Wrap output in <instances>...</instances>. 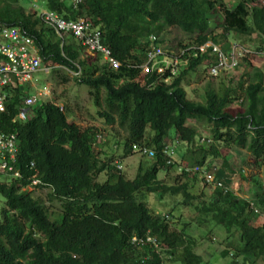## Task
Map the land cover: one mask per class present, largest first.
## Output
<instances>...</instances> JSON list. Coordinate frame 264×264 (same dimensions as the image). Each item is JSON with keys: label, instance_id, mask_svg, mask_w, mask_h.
<instances>
[{"label": "trees", "instance_id": "16d2710c", "mask_svg": "<svg viewBox=\"0 0 264 264\" xmlns=\"http://www.w3.org/2000/svg\"><path fill=\"white\" fill-rule=\"evenodd\" d=\"M24 1L0 0V24L30 36L43 65L53 66L54 71L58 65L80 72L75 80L86 86L96 107L95 119H103L105 128L93 121L86 125L69 121L64 107L51 99L39 100L29 117L20 119V106L34 93L29 85H10L5 109L0 111V133L16 136L18 152L10 164L21 177L0 182V194L6 198L0 216V264H209L211 259L206 261L195 250L197 238L188 229L190 223L181 229L172 226L173 209L168 214L152 211L149 194L198 213L197 224L207 227L208 234L214 225L222 226L228 241L222 258L231 255V264L264 262L262 176L256 172L249 177L246 168L240 173V178L250 181L258 212L233 191L216 188L207 198L204 191L191 192L190 183L203 181L192 166H207L208 155L221 156L216 142L226 149L231 145L246 149L255 165L264 163V71L256 68L249 80L231 87L223 83L220 94L206 89L199 102L188 98L182 83L203 57L193 58L171 84L160 81L156 70L143 74L140 67L148 60L150 38L156 35L160 43L165 41L161 33L166 26L198 31L180 42L183 49L211 39L224 41L228 50L230 32L235 38L255 34L261 44L244 60L264 57V0L261 4L260 0H232L227 6L226 0H39L47 12L67 21L87 17L119 61L117 68L102 64L99 55H84L72 32L59 35L38 11L36 0H31L36 5L31 10ZM189 118L203 119L210 127L214 142L209 147L208 138L199 141L198 129L187 123ZM171 128L178 143L174 162L167 164L163 148ZM197 140L200 143L193 149ZM133 144L148 146L155 155L147 164L141 160L130 179L119 166L133 154ZM228 168L216 166L214 172L231 185ZM170 171L179 172L171 185L167 183ZM101 173L106 174L102 181ZM30 187L49 188L48 199L60 202L58 211H50ZM259 218L263 222L255 225ZM148 236L155 244L145 241Z\"/></svg>", "mask_w": 264, "mask_h": 264}, {"label": "rangeland", "instance_id": "374dc122", "mask_svg": "<svg viewBox=\"0 0 264 264\" xmlns=\"http://www.w3.org/2000/svg\"><path fill=\"white\" fill-rule=\"evenodd\" d=\"M37 2V9L39 12L42 10H46L39 0ZM232 0H226V6L229 5ZM263 0H260L259 4H261ZM24 5L26 9L31 10L32 8L36 7V5L31 2V0L24 1ZM198 31L194 33H188L185 30L176 27V26H166L164 27L161 35L165 39L164 43L167 46H170V49L173 51H177L176 45H180V42L188 41L189 36L193 37L196 36ZM192 34V35H190ZM246 39H249L247 42ZM252 39V40H251ZM232 43H244L247 42V45L250 46L249 48H254L255 45H260L261 41L256 38V35L249 36H240L234 37L233 32H230L227 39ZM250 61L244 60L241 63V68L238 70H232L228 73H224L219 77L211 78L207 75L206 70L202 69L201 66H198V69L192 73H189L183 80V86L187 92V96L189 99L196 100L199 102H203V96L206 92V89L213 88L219 94L222 93L224 87H231L233 85L238 84L237 82L243 81L245 79L249 80L253 76L254 70L260 69L264 71V57L262 56H255L249 57ZM44 66V65H42ZM41 69L34 73L33 79L25 83L29 85V90L31 93L34 94H42L41 99H51L63 105L64 110L68 116L69 121H76L78 123H82L86 125L89 121H93L99 124L100 128H105V123L103 119L97 120L96 114V107L93 104L91 95L85 90L86 86L78 84L75 80L76 74L69 69H65L63 67H59L55 71L52 69ZM49 70V71H48ZM204 70V71H203ZM247 74V76H246ZM264 76V75H263ZM223 83L225 85H223ZM24 87V86H23ZM27 87V86H26ZM24 87V88H26ZM46 93L50 94L48 98H46ZM72 99H70V98ZM101 97H104V92L101 93ZM79 110V111H78ZM96 118V119H95ZM188 122L195 126L198 129L200 139L201 138H208L211 141L208 142L206 147H209L212 144L213 138L211 137V129L203 119H189ZM119 129L118 132L122 134V136L126 135L125 130L118 125H116ZM109 131L108 133H110ZM121 136V137H122ZM176 136V131L174 128L169 130V140L172 141ZM197 146V144H193V149ZM217 147L220 149L221 156H211L208 155L207 159L213 165L218 166H229L226 170L228 175L232 177L235 184H233L236 193L241 195H249L248 197H252L251 193V186L250 181L243 179L241 176V169L245 168L247 176L250 177V173H259L264 179V163L259 161V164L255 165V161L253 157L248 153L246 149H242L237 147L236 145H231L229 148L223 147V143H217ZM191 155V151L190 154ZM223 156H226L227 163H224ZM143 160L145 164L149 161L148 156H142L137 152H133V154L125 156L121 163L123 165V171L125 175L133 179L137 174V169L139 166L140 161ZM245 161H248L250 165L244 164ZM253 164V165H252ZM255 165V166H254ZM163 171H160V175ZM172 178H167L168 184H173L175 181L173 180L174 176H176V172L170 171L168 172ZM99 180L102 181L106 178L105 173H101L98 176ZM3 179V178H2ZM192 184L191 192L195 195H199L204 191L205 194L208 196L211 195L213 188L208 185H204L202 181H190ZM33 190V195L35 198H40L45 202L46 205L50 207V211L57 212L60 207V202L56 199L49 200L48 193L50 191L49 188H40V187H30ZM148 198V205L152 211L161 214H168L169 210L171 211L173 218H172V226L181 229L184 226V223H190L188 229L190 233L197 238V244L195 246V250L203 256L204 259H211L209 264H231L234 259L231 258V255L228 258H222V251L228 245V241L226 240L227 232L222 226L214 225L212 228L211 233H207V227L203 225L197 224V216L198 213L194 212L192 209L184 206L183 204L175 206L172 200H168L174 206H171L167 201L160 200L157 194H149L147 195ZM177 198H182L180 194L176 196ZM169 196L166 197L168 199ZM6 207V198L0 194V216L2 213V209ZM264 218V217H263ZM263 218H259L257 221H254L255 225H260L263 222ZM206 236H202V235ZM208 234V235H207ZM237 235L233 237V239H237ZM232 251V249H229ZM241 257L236 259V261H240ZM249 261V260H248ZM255 264H264V262L259 259Z\"/></svg>", "mask_w": 264, "mask_h": 264}, {"label": "built area", "instance_id": "2783aa9c", "mask_svg": "<svg viewBox=\"0 0 264 264\" xmlns=\"http://www.w3.org/2000/svg\"><path fill=\"white\" fill-rule=\"evenodd\" d=\"M44 19L52 25L58 32L67 31L72 32L76 36L83 39L84 44L89 50H102L107 52L99 42L97 34L91 35L87 33L89 30V22L86 19H79L74 21H67L59 18L51 12H43ZM244 51H241L242 54ZM183 53V52H182ZM163 51L158 46H153L148 51V60L144 66L145 72L150 68H155L158 72H164L168 66L172 71L178 64V59L171 61H159L157 57L162 55ZM235 55L232 56V63L235 64ZM40 57L36 45L33 40L25 35L20 29L11 26L0 24V111H4L5 102L7 99V90L10 85L23 86L26 82L32 80L34 73L38 70L40 65ZM118 66L117 63H115ZM151 65V67H149ZM232 64L228 62L226 56L219 52L218 63L212 65L210 71L212 74H217L221 70L228 69ZM40 94H33L27 96L23 104L19 108L18 117L20 119H27L30 115V110L39 101ZM18 152L17 139L15 135H3L0 133V178L2 176H20V172L10 164L11 161L16 160ZM208 179H212L208 175Z\"/></svg>", "mask_w": 264, "mask_h": 264}, {"label": "clouds", "instance_id": "9594fccd", "mask_svg": "<svg viewBox=\"0 0 264 264\" xmlns=\"http://www.w3.org/2000/svg\"><path fill=\"white\" fill-rule=\"evenodd\" d=\"M44 11H46V10H42L41 13H43ZM81 18L86 19L89 22V28H88L89 30L87 31V33H89L91 35L97 34V37L99 38L100 45L105 50L108 51V53H107V52H104V51L98 50V49L89 50V48L84 44L83 39L80 38V37H78V36H76L74 34L75 38L78 39L80 41L81 45L84 47V52H85L84 55H87V56L88 55L89 56L99 55L100 62L102 64H108V65H110V67L117 68L120 63L112 55L111 50L109 49V47L103 43L100 29L97 26H94L93 23L87 17H79L76 20H79ZM1 25L8 26L6 24H1ZM11 27H13V26H11ZM63 32L68 33L67 31H61V32H58L57 31V33L59 35H62ZM25 35H27V34H25ZM61 37H64V36H61ZM227 42H228V45H229L228 50H225L224 49V46L226 44V43H224V41H222L220 43H216V42H214L213 40L210 39V40H207L206 42L200 44L199 46H190V47H186V49H183L182 46H180V45H176L177 51H173L172 49H170V46L171 45L170 46H167L164 42L163 43H160L158 41L157 36L155 35V36H152L150 38V47L149 48L152 49L153 46H158V47H160L162 49L163 54L162 55H159V57H157V60H159V61L166 60V61H171L172 62L174 59H178L179 62L177 64L176 68H175V71H172L171 70L172 68L170 66H168L164 72H158L155 68H150L147 72H145L144 66H145L146 63L145 64H142L140 67L142 68V73L143 74H146V73H149L150 71H155L156 70L157 75L160 76V81H163L164 83H167V84H171L173 82V80L175 79V77H178L180 74H182L183 70L186 67H188V65H190V61L193 58L203 57L204 59L202 60L201 65H199V66H201L202 69L206 70V73H207V75L209 77L216 78V77L221 76L224 73H228V72H230L232 70H235L236 71V70L240 69L241 68V63L244 61V57L250 56V55H252L254 53V50L252 48H249L250 46L245 45L244 43L243 44L242 43H239V42L238 43H232L229 40ZM241 51H244V52L242 54H240ZM219 52H222L226 56V58L228 59V62L230 64H232V66L229 67L228 69L221 70L217 74H212L211 71H210V68H211L212 65H215V64L218 63V54H219ZM233 55L236 56L235 57V60H236V63L235 64L232 63V56ZM39 57H40V55H39ZM147 59H148V57H147ZM40 60H41V62H40V65H39V68H38L37 71H39L41 69L40 67L43 65V62H42L41 57H40ZM115 63H117L118 66H116ZM55 67L56 68H59V67H62V66L56 65ZM149 67H151V65ZM42 68H44L45 70L46 69H49L50 70V69H53L54 67L53 66L47 67V66L44 65V66H42ZM63 68H65V67H63ZM65 69H67V68H65ZM197 69H198V67H196V69H194L190 73L196 71ZM70 71H72V70H70ZM73 72L76 74V76L79 75V73H80V72H75V71H73ZM32 79H33V77H32ZM41 95L42 94L40 93V99L39 100H41ZM45 95H46V98H48V96L50 94L46 93ZM44 100H46V99H44ZM53 102L56 103V101H53ZM59 103H57V104H59ZM59 106L61 107V109H63V105H60L59 104ZM189 119H192V118H189ZM188 120H187V123L189 125L193 126L192 124H190L188 122ZM195 120H197V119H195ZM193 127H195V126H193ZM176 137L177 136H175V138L172 141L169 140V137L166 139V146H164L163 152H164V154L167 157V164H172L174 162V160H173V154L177 152V150H176L175 147H176V144L178 143V140L174 141L175 139H177ZM204 139H206V138H201L200 140L199 139L198 140L201 142ZM208 140L211 141L210 139H208ZM197 141H196L195 144L200 143L199 141L198 142ZM142 146L143 145L138 146L137 144H133L132 145L133 152H137L140 155H142L143 153H148V154H145V156H148V158H150V157L153 158L154 155H155L154 154L155 152L153 151V149H151L148 146L147 147H142ZM178 152L180 153V149L179 148H178ZM120 164H119L120 165L119 167L123 166L122 163H120ZM206 164H207V166L205 164H203V165H194V166H192V169H193V171L200 173V178L203 180L202 182L205 183V185H208L211 188H213L212 193L214 192V190L216 188L223 189V192L230 190V191H233V192L236 193V190L233 187V184H235V182H234L233 179H232L233 181H232V184L231 185L226 184V182L224 180H222L220 178H217V175L214 172V170H216V166H218V165H213V164H211L208 161L206 162ZM188 165L189 164H185L184 163V167H189ZM210 166H211V168H213L212 171L209 170V167ZM17 170L20 172L19 169H17ZM176 173H179V172L177 171ZM208 175H211L212 176V179L211 180L208 179ZM19 177H21V172H20V176H2L0 178V182H3V181L9 182L8 181L9 179H15V178H19ZM34 183L37 184L38 183V180H34ZM251 193H252V191H251ZM237 195L239 197L247 200L248 203H249L250 208L251 209L254 208L255 209V212H258L259 211L257 209V207H256L257 205L252 201V197H248L249 195H247V194L241 195V196L239 194H237ZM136 240H137L136 237H133L132 238V241L133 242L136 241ZM151 240H153V242H151ZM139 241H141V240H139ZM145 241H150L151 243L155 244V239L152 238L151 236L150 237L148 236ZM142 243H144V241Z\"/></svg>", "mask_w": 264, "mask_h": 264}]
</instances>
